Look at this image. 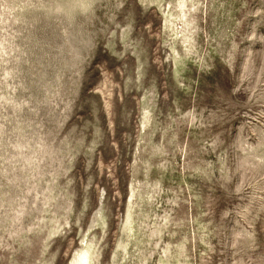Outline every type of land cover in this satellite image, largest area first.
<instances>
[{
    "label": "rangeland",
    "instance_id": "obj_1",
    "mask_svg": "<svg viewBox=\"0 0 264 264\" xmlns=\"http://www.w3.org/2000/svg\"><path fill=\"white\" fill-rule=\"evenodd\" d=\"M0 264H264V0H0Z\"/></svg>",
    "mask_w": 264,
    "mask_h": 264
}]
</instances>
